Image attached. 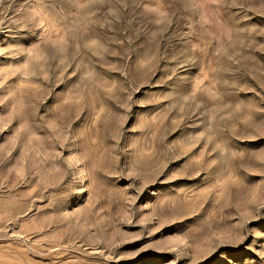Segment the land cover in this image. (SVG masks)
<instances>
[{"label":"rangeland","instance_id":"rangeland-1","mask_svg":"<svg viewBox=\"0 0 264 264\" xmlns=\"http://www.w3.org/2000/svg\"><path fill=\"white\" fill-rule=\"evenodd\" d=\"M0 264H264V0H0Z\"/></svg>","mask_w":264,"mask_h":264}]
</instances>
